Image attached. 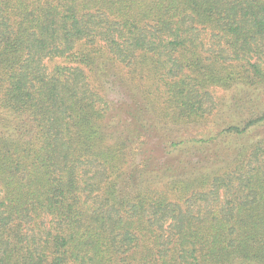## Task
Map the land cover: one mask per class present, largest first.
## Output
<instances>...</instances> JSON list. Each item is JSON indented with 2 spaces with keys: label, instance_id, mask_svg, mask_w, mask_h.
<instances>
[{
  "label": "trees",
  "instance_id": "trees-1",
  "mask_svg": "<svg viewBox=\"0 0 264 264\" xmlns=\"http://www.w3.org/2000/svg\"><path fill=\"white\" fill-rule=\"evenodd\" d=\"M261 127L264 0H0V264H264Z\"/></svg>",
  "mask_w": 264,
  "mask_h": 264
},
{
  "label": "rangeland",
  "instance_id": "rangeland-1",
  "mask_svg": "<svg viewBox=\"0 0 264 264\" xmlns=\"http://www.w3.org/2000/svg\"><path fill=\"white\" fill-rule=\"evenodd\" d=\"M109 87V90H108V97L111 101H117V100H123L125 101L126 97H125V93L122 89H120L119 85L118 84H111V86H108ZM237 92V91H236ZM233 91H227V92H224V91H215V98L216 100L217 99H221L223 100L224 103L226 102H230V108H229V112H228V109L225 108V112H222L220 113L219 115V119L220 121L218 120V122L221 123V125H234V126H240V125H243L245 119L247 118V114L244 112V110H242V108L244 106H246L244 103H241V105L243 106H240V105H236V108H235V100L233 98ZM249 97H251L253 100L250 102V106L254 105L253 106V109L252 111H255L256 107H259L258 106V103H257V100L256 98L252 97L249 95ZM245 101L247 102L248 101V98L246 97ZM245 108V107H244ZM235 111V112H232ZM248 113V112H247ZM225 125V126H226ZM224 126V127H225ZM263 139L264 138V127H261V128H256L254 130V132L252 133L251 137L248 138H242L241 140H239L238 142H241V143H244L245 145H250L251 143H253L254 141L258 140V139ZM161 154L160 150L157 148L156 150V153L154 154L155 157L158 158V156ZM161 160V162H163V157H160L158 158ZM159 160V161H160Z\"/></svg>",
  "mask_w": 264,
  "mask_h": 264
}]
</instances>
